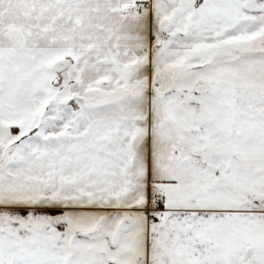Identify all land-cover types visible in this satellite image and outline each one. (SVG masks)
<instances>
[{
	"label": "snow or ice",
	"instance_id": "6c2138e0",
	"mask_svg": "<svg viewBox=\"0 0 264 264\" xmlns=\"http://www.w3.org/2000/svg\"><path fill=\"white\" fill-rule=\"evenodd\" d=\"M0 264H264V0H0Z\"/></svg>",
	"mask_w": 264,
	"mask_h": 264
}]
</instances>
